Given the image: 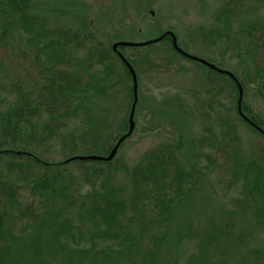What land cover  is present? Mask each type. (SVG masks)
<instances>
[{"label":"trees","instance_id":"1","mask_svg":"<svg viewBox=\"0 0 264 264\" xmlns=\"http://www.w3.org/2000/svg\"><path fill=\"white\" fill-rule=\"evenodd\" d=\"M214 1L210 20L191 30V41L209 47L204 59L234 74L243 113L264 130L245 101L253 88L264 102V0ZM38 4L0 0V264H264V249L248 239L264 235V142L247 155L240 124L264 134L238 114L232 77L195 61L201 79L189 77V89L177 93L174 86L151 99L171 133L134 165L116 154L135 126L112 159L66 161L109 153L128 127L133 81L120 91L115 52L83 14H73L76 27L49 25ZM71 46L86 55L73 56ZM120 92L129 113L116 133L120 113L109 105L118 108ZM185 97L203 119L190 139L183 134ZM218 187V198L237 209L216 206L201 216ZM245 213L250 219L238 232L235 215Z\"/></svg>","mask_w":264,"mask_h":264},{"label":"rangeland","instance_id":"2","mask_svg":"<svg viewBox=\"0 0 264 264\" xmlns=\"http://www.w3.org/2000/svg\"><path fill=\"white\" fill-rule=\"evenodd\" d=\"M213 5H216L214 0H40L39 6H41V9H45L48 14L47 23L49 25L59 24L64 27L78 26L79 18L73 16V14L79 11L80 14L84 15L83 18L89 21L88 27L93 28L94 35L106 49L111 48V44L119 41V39L128 42L147 41L158 37L164 30L169 29L175 33L182 48L205 58L212 53L209 47L198 48L197 40L191 41V30L196 28L195 26L203 24L204 20H210L209 17L213 9H215ZM54 7L58 9L55 10ZM60 10L61 12H59ZM80 10H82V13ZM171 43L170 37H166L157 42H151V44L146 46H125L121 48L122 53L129 59L135 69L139 86V103L133 118L136 121L135 130L124 141L116 154L118 161L122 162L126 167L134 165L137 162L136 160L145 153L146 149L154 146L157 142L165 140L166 134L171 133L169 128L170 121L165 116L161 117V114L156 111L152 112L153 104L151 99H156L160 94L169 92L170 88L174 86L180 89V92L178 91L177 93H182V91L191 87L189 77L195 80L201 79V76H203L202 66L195 63V61L193 63V61L179 53L171 51ZM71 53L75 57L86 55L85 51L75 49L72 46ZM110 56L117 68V76H124L123 83H121L123 88L120 90L124 91L125 85H132V79H130V76H126L127 71L124 69L126 67L118 55L110 51ZM168 57H171L169 62L166 61ZM208 75L213 77L212 73H208ZM111 80L114 81L115 78H111ZM215 84L212 83V85ZM199 89L202 88L199 87ZM247 92L246 103L251 106L253 112L258 114L259 118L264 122V102L254 95L256 92H254L253 88H249ZM126 97L127 94L121 93L120 98L122 100L118 102V108H116L115 104L109 105V108L110 106L114 107L116 112L120 113L115 117L117 119L116 124L112 125V129L116 133L120 131L118 128L119 122L122 121L128 111V108H126ZM183 101L184 108L182 112L186 116L182 115L185 127L183 134L184 138L190 139L201 130L203 119L198 114V111H192L190 101L186 97L183 98ZM163 124L165 126H162ZM154 125L158 127H156L158 131H154ZM248 128L244 124H240L239 135L243 139L242 143L247 149V155H250L252 151H258L260 148L259 142H264V139L252 135L250 128ZM126 131L124 130V132ZM60 156L50 157L59 159ZM116 173L122 177L124 172L118 169ZM213 179L208 178L211 183L215 182V177ZM222 191V187H218L217 193L215 192L210 201L202 205L201 216L208 214V212H210L209 215L212 214L216 206L220 209L223 206L231 210L234 209L228 201L218 198ZM25 195H27L26 192H23V196ZM211 203L215 206L213 207ZM238 214L235 215V220L239 221L237 223V231L243 229L244 221L250 219L249 213H245L244 216H241L242 213L239 216ZM253 237L254 235L250 236L248 239L252 238V240L250 239L249 241L252 243L256 241L264 249V235L260 234Z\"/></svg>","mask_w":264,"mask_h":264},{"label":"water","instance_id":"3","mask_svg":"<svg viewBox=\"0 0 264 264\" xmlns=\"http://www.w3.org/2000/svg\"><path fill=\"white\" fill-rule=\"evenodd\" d=\"M167 34H170L171 37H172V42H173V46L174 48L179 52L181 53L182 55H185L187 58H190L192 60H196L198 62H201L203 64H206L207 66H209L211 69H214V70H217L218 72H222V73H225V74H228L229 76L232 77V79L234 80V82L237 83V87H238V93H239V96H238V113L241 114V116L245 119V121H247L249 124H252L257 130H259L260 132H262L264 134V130L262 128H260V126L258 124H256L251 118L249 119L242 111V103H241V99L243 97V88H242V85L239 81H237L236 77L234 76V74L228 70H224V69H221L219 68L218 66H216L215 64L207 61L206 59L204 60L203 58L197 56V55H192L190 54L189 52H186L185 50H182L179 46H178V43L176 42V36L174 34V32H171V31H165V33L161 34V36L157 37V38H153L151 40H147V41H140V42H134V41H123V40H119L118 42H115L113 43V49L116 51L117 55H119V57L121 58V60L123 61V63L125 64V66H127L129 72H130V75L132 76V81H133V87H134V100L132 102V105H131V111H130V114H129V125H128V128H127V131L123 133V135H121L117 140H116V143L113 145L112 149L109 151V154L107 155H97V154H81V155H73L71 156V158L67 159L66 161H71V160H74V159H89V160H92V159H96V160H110L113 158V156L115 155V153L117 152V149L118 147L121 145V143L123 142V140L125 138H127L132 132H133V128L135 126V120L133 119V116H134V113H135V105H136V102L138 100V97H137V76L135 74V70L133 68L132 65H130V63L128 62L127 58L120 52L119 49V46H135V47H140L141 45H148V44H151V42H156V41H159L161 40L162 37H164L165 35Z\"/></svg>","mask_w":264,"mask_h":264}]
</instances>
